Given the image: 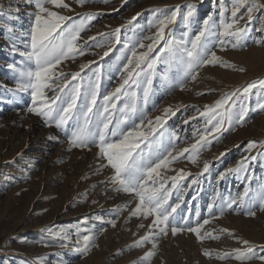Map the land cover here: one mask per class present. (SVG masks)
<instances>
[{"label": "rangeland", "instance_id": "obj_1", "mask_svg": "<svg viewBox=\"0 0 264 264\" xmlns=\"http://www.w3.org/2000/svg\"><path fill=\"white\" fill-rule=\"evenodd\" d=\"M65 2L71 10H54L69 16V23L85 17L91 20L86 21L79 41L86 54L66 61L60 68L73 73L80 71L82 63L88 64L82 73L85 87L94 82L98 71L101 98L121 83L122 69L131 52L140 55L147 51L138 45L151 43L148 37L157 32L153 26L156 20L179 8L175 22L165 29V38L179 44L193 38L203 21L212 17L209 46L232 67H202L192 81L185 77V65L167 52L161 54L162 45L158 46L149 54L150 58L159 54L160 59L152 69L147 101L143 90L149 86L142 75L140 86L132 89L137 111L120 124V130L129 129L133 121L138 123V118L145 115L154 120L163 109L172 107L175 115L160 129L165 135L158 147L164 150L171 143L179 152L196 142L194 133L205 130L207 118L200 113L226 94L236 92L226 130L217 133V138L209 137L211 143L201 151L197 163L181 157L171 165L174 170L162 172L167 177L177 176L180 169L188 174L179 180L169 199L175 204L178 190L184 188L174 223L195 226L198 221L210 219V204L218 218L210 219L202 228L206 237L203 242L188 231L176 235L169 231L166 236H156L155 249L153 241L136 247L149 234L151 218L131 216L136 201L108 183L111 171L101 167L98 148L70 146V132L75 131L73 120L58 128L28 112L31 90H21L18 85L23 79L21 72L31 66L21 53L29 50L28 34L35 9L26 0H0V264H264L259 259L264 256V211L260 210L264 206V88L259 87V81L264 80V0H245L238 8L237 16L243 18L236 27H246L247 32L240 41L242 47L236 48L232 47L235 37L220 35L221 21H231L235 0H87L83 7L76 0ZM15 4L19 11L10 12L8 7ZM189 6L193 15L186 23ZM252 6L249 19L247 8ZM116 29H120L118 41L113 35ZM220 39L225 40L226 50L221 49ZM97 43L103 46L96 47ZM109 48L111 51L104 56ZM252 83L258 86L246 97L240 95ZM128 99L122 96L117 109ZM98 103H103L102 99ZM244 108L248 111L241 125L237 119ZM120 116L117 110L113 123ZM34 119L38 121L34 123ZM251 141L257 146L246 150ZM242 161L247 164L246 172L228 171L237 169ZM204 163L209 165L206 172ZM193 179L196 184L190 183ZM245 188L249 189L250 199L245 198L243 203L237 199L228 208L229 198L239 196ZM249 210L255 216L247 215ZM209 232L219 239L207 238ZM86 235L92 240L85 254L77 249ZM244 240L249 242L255 258L243 262L234 257L218 258L236 249L244 250L239 242ZM150 251L155 255L146 259ZM205 251L211 252V257L205 256Z\"/></svg>", "mask_w": 264, "mask_h": 264}, {"label": "snow or ice", "instance_id": "obj_2", "mask_svg": "<svg viewBox=\"0 0 264 264\" xmlns=\"http://www.w3.org/2000/svg\"><path fill=\"white\" fill-rule=\"evenodd\" d=\"M29 5L34 6L35 11L32 15L30 24L28 49L22 52L31 62V66L21 72L22 81L18 87L21 90H31L32 106L27 110L29 113L35 114L45 119L48 126L55 123L56 127L64 128L70 120L75 122V131L70 132L69 144L73 148L89 149L91 146L98 148L99 158L101 159V167H107L111 171L108 183L114 186V190L131 195L136 201V206L131 212V216L135 218H151L149 226V234L142 237L136 247H143L146 242L153 241V248L157 247L155 238L157 235L166 236L169 231L176 235L178 233L188 231L194 233L201 242L206 238L202 234V228L210 222V219L218 217L213 213V204L208 206L210 219H204L197 222L195 226L185 223L182 227L176 223L174 214L180 207V201L183 200L184 188L178 190L177 202L170 204L169 199L172 190L177 189L179 180L185 175L183 169L178 171L177 176L167 177L162 172L174 170L171 165L177 162L181 157L196 164L201 151L211 143L209 137L217 138V133L226 130V121L230 119V107L235 103L234 97L237 93L226 94L222 99L216 102L212 107H208L206 111L200 115L206 117V128L203 132L194 133L196 142L190 148H184L177 152L174 144L161 150L160 145L165 133L161 132L164 124L170 116L175 115L172 107L163 109L162 115L157 116L154 120H150L147 116L138 118L139 122L133 121L131 127L127 130H120V124L131 119L132 114L137 111L136 93L133 88L140 86V77L144 75V83L149 87L143 90V99L146 102L151 85L152 69L160 59L158 54L150 58L152 53L158 46H161V54L167 52L169 57L178 60L185 65V77L192 81L197 79L199 69L206 66L232 67L226 65L217 56L212 47L209 46L208 37L212 35L213 25L209 22L212 17L209 16L203 21L202 28L194 35L193 38L181 40L179 44L173 39L165 38V29L170 23L175 22L179 8L173 10L170 14L156 20L154 27L157 32L154 36L148 37L151 41L147 46L140 43L138 47L147 48V51L137 55L133 50L131 57L123 66L121 73V83L112 91L107 92L101 98L100 95V74L97 71L94 82H90L86 87L83 84L82 73L88 64H81L79 72L67 73L60 68V65L66 61L75 60L78 56L86 54V49L79 43L81 33L85 30L86 21H90L91 17H85L79 22L70 21V17L63 15L54 9L71 10L69 4L65 0H26ZM83 7L87 0H76ZM245 0H235L233 11L231 12V21H221L223 31L220 33L223 37H235V43L232 47H242L240 41L246 34L247 28H237L239 19L243 17L237 16V11L244 4ZM255 6L247 8V15L251 19ZM193 15L192 6L188 7L185 22ZM135 19V17L133 18ZM120 29H116L113 35L119 40ZM91 39H95L94 37ZM87 44V41L84 42ZM221 49L226 50L224 39L218 41ZM96 47L103 45L97 43ZM90 47V45H89ZM214 47V46H213ZM182 50V52H181ZM111 48L104 52L107 56ZM258 86L257 83L249 84L244 87L240 95L247 96L252 89ZM84 88L82 93L81 89ZM259 87L264 88V80L259 81ZM52 95L49 96L48 92ZM128 97L121 108L117 109V104L121 97ZM83 97V101L81 103ZM102 99L103 103H98ZM121 113L116 123H113V116L116 111ZM247 108H244L237 123L243 125L247 115ZM187 123V120L185 121ZM167 131V130H165ZM159 133V135H157ZM179 139L178 137H174ZM257 146L255 141H251L247 145L246 150H251ZM174 153H176L174 155ZM247 159V158H245ZM254 160L255 157H252ZM208 163H204L203 171L208 170ZM247 164L243 161L240 166L233 170L237 172H246ZM223 178V174L221 177ZM170 181V183H169ZM191 184H196L193 179ZM195 198V197H193ZM245 198H249V189L245 188L243 193L237 197H230L227 207L231 208L237 199L244 202ZM264 199V197H262ZM264 211V206H261ZM198 215V214H197ZM223 212H221V216ZM249 216H255V212L249 210ZM112 226L115 222L112 221ZM140 227H144L143 224ZM227 231V230H221ZM232 235L231 233H228ZM207 238L219 239L212 233H207ZM92 240L90 236L83 237V244L77 251L87 253L90 250L89 244ZM245 246L244 250L236 249L233 253H225L224 258H235L238 261L251 260L255 258L253 249L249 246V242L239 241ZM205 256L211 257L212 253L205 251ZM155 255L154 251L147 253L146 259ZM264 261V256L259 257Z\"/></svg>", "mask_w": 264, "mask_h": 264}, {"label": "bare ground", "instance_id": "obj_3", "mask_svg": "<svg viewBox=\"0 0 264 264\" xmlns=\"http://www.w3.org/2000/svg\"><path fill=\"white\" fill-rule=\"evenodd\" d=\"M14 3H15V2H14ZM8 9L10 10V12H11V11H15V12H18V11H19V7L17 6V4H15L14 6L8 7ZM5 12H6V11H5ZM1 15H2V14H1ZM17 118H18L17 120H19V121L24 120V119H21L22 117H21V118H20V117H17ZM37 121H38L37 119H36V120H35V119L33 120L34 123H36ZM13 122H14V121H13ZM14 123H15V122H14ZM29 125H30V126H29V130H32V131H33V130H34V127L31 126V124H29Z\"/></svg>", "mask_w": 264, "mask_h": 264}]
</instances>
